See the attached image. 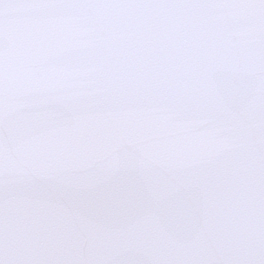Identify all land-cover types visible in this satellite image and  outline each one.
I'll return each instance as SVG.
<instances>
[{
    "label": "snow or ice",
    "instance_id": "6c2138e0",
    "mask_svg": "<svg viewBox=\"0 0 264 264\" xmlns=\"http://www.w3.org/2000/svg\"><path fill=\"white\" fill-rule=\"evenodd\" d=\"M0 264H264V0H0Z\"/></svg>",
    "mask_w": 264,
    "mask_h": 264
}]
</instances>
